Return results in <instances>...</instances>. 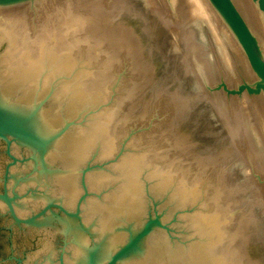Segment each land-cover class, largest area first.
Segmentation results:
<instances>
[{
	"label": "water",
	"instance_id": "95a60500",
	"mask_svg": "<svg viewBox=\"0 0 264 264\" xmlns=\"http://www.w3.org/2000/svg\"><path fill=\"white\" fill-rule=\"evenodd\" d=\"M0 264H264V0H0Z\"/></svg>",
	"mask_w": 264,
	"mask_h": 264
}]
</instances>
